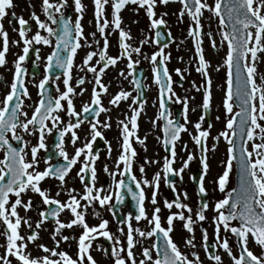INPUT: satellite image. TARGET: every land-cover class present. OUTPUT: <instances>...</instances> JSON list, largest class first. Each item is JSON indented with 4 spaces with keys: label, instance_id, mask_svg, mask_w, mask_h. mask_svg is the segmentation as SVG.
<instances>
[{
    "label": "snow or ice",
    "instance_id": "obj_1",
    "mask_svg": "<svg viewBox=\"0 0 264 264\" xmlns=\"http://www.w3.org/2000/svg\"><path fill=\"white\" fill-rule=\"evenodd\" d=\"M171 0H92L94 5L93 15L96 19V32L104 38L103 47L98 51H88L82 60L81 70L91 72L94 78V84L91 91L90 102L84 103L82 107V113H87L90 110L93 112V117L98 116L101 112H106L107 109L102 106V101L99 92H107V86L102 83V74L110 65H116L117 61L121 58H127V68L129 70L128 75L132 74L135 64H139V60L133 61L131 53L134 52L137 55L141 52L139 47L132 48L130 44L126 43V40H130L131 36L129 32L121 28V17L119 13L127 5H135L134 11L143 9L149 20V27L156 29L158 26L165 25L163 18H154L155 7L159 3L160 5H167ZM110 3L111 7V23L105 18L106 9L105 6ZM181 8L179 10L180 17H183L185 13L193 21L189 25L188 35L192 38L195 46V57L198 61L196 71L201 73L207 81V87L203 91L202 104L200 107L203 112L193 126L196 130V134L192 136L194 142L198 146L201 158L200 165L202 168V174L199 178L200 182L197 186L198 194L206 195V189L204 187V179L209 170L207 162V145L206 139L209 137L210 132L207 129H202L201 122L204 120V113L210 108L211 102V80L208 75V62L203 55V49L201 47V24L200 18L203 14V10L207 9L216 17H219V26L221 29L222 41L227 42V53L223 60L224 65L227 66L226 73V90L224 92L223 108L226 113V120L224 130L219 132L218 136L222 137L229 145L227 149V162L224 166L222 174H219L215 180L221 192H224L225 185L229 181L230 171L232 169V162L234 159L238 160V166L240 169V191L235 197L232 193H228L223 199L215 202L213 212L215 215L212 217V223L214 226L215 242L213 247H219L224 249L225 253L232 258L231 264H264V254L257 256L248 247L250 239L254 241L262 250H264V73L258 72L257 65L264 62L261 56L258 54H264V0H215V4L210 6L206 0H179ZM31 6V5H30ZM68 6V0H41V9L48 21L52 23H59L60 32L57 35L56 44L57 47L53 49L52 53L46 57L47 63L44 66L43 78L39 80L36 87L40 90L39 101L34 105V109L31 113V117H27L23 108L22 97L29 95L28 90L24 82L25 69L22 67V62L25 61L33 44L47 45L50 43L48 37L55 34V30L49 27L48 23L42 21L39 16L33 12L31 14V20H33L37 26V31L29 38L26 33L31 30V27L27 20L22 16L16 17V14L12 13V19H9V23L13 22V19L19 25V29H13L18 31L19 41H22L23 48L22 54L17 55L14 61V72L10 84L9 90L0 99V148H3V159H0V225L5 229L3 235L6 239L4 245L3 254L0 255V264H12L10 257H14L17 264H96V261L89 253L92 240L95 236H102L108 240H111L115 245L112 248V257L114 264H202L199 257L195 252L192 253L195 260L189 259L187 255L182 253L176 243L170 238L169 233L173 230L174 221L179 220L182 222V227L187 233H193V225L196 221H204L206 219L204 211L209 207L206 200L202 201L199 209L195 212V220L192 218V209L185 203H182L179 196L171 202L164 201V207L171 210L173 207L178 209L177 212H169L166 217L167 228L161 224V216L159 215L161 209L157 204L156 196L157 189L159 187V181L161 179V172H156L152 180L149 181L143 178L144 167H140L141 178L138 180L135 175L132 174L131 164L132 158L136 155L135 150L130 143V137H135L138 143L143 144L144 140L136 136V129L138 127L137 118L143 110V101H138L137 98L132 97V105L139 103L140 107H132L129 105L131 115L125 114V119L119 122L121 128L122 143L120 144L121 151L118 155L115 165L117 170L109 172L108 166H104V171L113 178L119 174L120 177H125L135 184V191L124 182L123 179H113V184L110 188H114V192H107L103 188L95 186L96 183V169L94 162L98 158L91 153L92 142L97 137L102 138V133L98 130L97 124H101L102 127L108 128L110 124L107 121H96L90 123V132L86 133L85 143L82 147L74 148V154L69 156L64 148V137L66 133H70L69 140L75 145L79 139L77 132L74 129L80 127L81 121L78 118L75 122H69L64 127H59L61 124L60 116L56 113L60 111H66L69 117H80L81 113H78L73 104L72 96L76 95L74 88L70 86L71 69L73 68V58L77 52V49L81 48V40H84L88 47L91 45L88 43L87 38L84 36L83 26L81 20L84 12V5L82 0H72V7L76 13L75 20L66 17L64 14V8ZM14 7L13 0H0V20H2L7 14L8 9ZM58 14V15H57ZM162 15H166L162 14ZM225 15L227 16L228 23L231 25V31H224L225 28ZM112 27L114 31H118V45L120 49V55L113 57L106 54L108 48V35L106 33L107 27ZM41 30L48 33V36L41 34ZM96 32L90 33L95 38ZM161 33L156 31V36L160 37ZM0 38H2V47H0V66L6 64V52L8 51L9 40L7 32L3 29V25L0 24ZM208 38L211 41V46L216 47L215 41L212 40L211 32L208 33ZM147 41H141L146 43ZM11 43L16 44L18 41L13 40ZM166 45L160 47L157 51L153 52L150 58L152 66V77L156 85L159 86V112L157 119H161L164 123L161 125V130L164 134L163 144L168 146L170 156H166L162 165L163 179L166 186L172 188V191H176L174 181L169 177L170 175L180 176L185 168L189 166V162L193 159L191 153L188 154L187 159L182 161V166L179 169L172 167L175 156V144L180 138L182 132H187L186 125L188 123L187 111H188V99L185 97L181 100L176 97V93L173 91L171 85L173 83L172 77L166 67V60L170 59L165 55L163 48ZM36 52V60H39V48L32 49ZM66 53V55H64ZM99 56V59L95 60V63H91L94 57ZM159 57V59H158ZM53 61L55 66L62 70L64 91L56 89L57 95L52 97L49 93L48 98L45 99V93L48 92L47 85L49 83H55L54 80H50L49 71L52 67ZM35 61L33 64L35 65ZM100 66L97 68V66ZM186 70V69H185ZM180 78H183L181 69H175ZM122 76L125 75L121 70ZM259 75L260 84L256 83V77ZM85 80L80 77L77 80V84L83 85ZM132 83L137 89L140 87V81L133 78ZM84 88H80V92L83 93ZM130 93L121 89L109 100V104L118 105L123 100H128ZM176 97L175 103H182L184 110L181 113L184 123H179L170 118L171 114L167 112L166 100ZM239 101V112H233V99ZM62 102H66L65 104ZM95 106V107H93ZM227 114H231L228 116ZM24 116V120H20L19 117ZM219 119V117H217ZM237 120L239 121L237 123ZM46 121H51V127L48 126ZM130 124V127H129ZM153 127L156 126V119L151 120ZM31 126V127H30ZM211 128V124L208 125ZM17 129H20L22 133L27 135H37V143L31 146V160H26L25 144L23 135L18 134ZM53 129H56V148L60 157H63L65 163L62 165H56L55 167L48 164L47 159L45 164L47 165L43 171H37L36 165L39 163L37 156L38 151L46 148L45 134L52 133ZM11 134V140L18 141L20 144L17 147H13L10 143L8 134ZM90 135V139L88 136ZM146 139V137H145ZM213 139H217L213 137ZM259 139L261 142L256 143ZM251 142L249 149L248 145ZM107 144V141H105ZM215 149V144H213ZM87 150V151H86ZM111 152V146L108 148ZM239 153L237 157L236 153ZM83 154V160L80 162L81 166L77 172V177L83 184V195L77 199L75 195L71 193L74 189H68V200L61 202L58 199L52 198L48 194V190L40 187V182L46 177L55 178L59 181L60 186L66 184V176L78 163V158ZM48 159H51L50 157ZM146 164L156 163L154 160H148L145 158ZM121 165L123 168L121 170ZM6 178V182H5ZM144 186L152 187L151 204L154 205L151 216L149 217L144 203L146 195ZM126 188L131 195L132 200L136 202V214L134 219L138 222L141 219L147 220L150 226L148 230L143 231L139 228H133L129 222L132 219L131 215L125 216L118 221L119 224L127 225L126 234V254L125 248L120 247L119 237H113L106 229L107 221H101L98 225L90 227L85 222L84 212L78 211L81 206V200L87 201V204L98 202L101 207L108 205V211L112 212L113 207L109 204V201L115 196L116 203L119 204L123 197L120 190ZM37 194L41 198V202L45 206L55 205V207H47L45 210L38 211V219L35 221V229H41L46 220L54 222V228L51 232L53 240L56 241L57 247L49 248L44 244H37V248L40 249L46 255L32 257L27 252V245L29 243H35L39 239V232L33 229V225L30 222V218H24L19 215L18 208H22L25 213L32 209V199L29 196L27 200L23 198L28 192ZM235 191V189L233 190ZM102 192L106 194L101 195ZM59 195V192L57 193ZM12 197H15L13 200ZM184 198L187 199V194H184ZM225 206H228L227 208ZM83 207H87L84 205ZM67 209L72 218L67 222L59 219V214ZM187 211L188 215H185ZM95 214V213H94ZM239 221L238 226H233L232 221ZM27 225L31 233L28 235H21L19 229L21 224ZM73 226L81 227L83 230L80 233L78 239L76 237H69L63 234V229H72ZM221 229L225 233H231L239 240L240 253L238 256L233 255L232 248L230 247L228 239H222L220 236ZM123 232V229H119ZM202 240L207 241V231L202 229ZM134 234H138L140 237H152L157 234H162L165 243L163 245L153 244V248H158L157 256L155 259L150 254L148 248L143 249V258L136 261L134 257ZM59 236V239L56 237ZM69 239L76 240V258L73 259L65 251H58V247L61 241L67 242ZM193 237L185 239V243L191 247H195L193 243ZM205 252L209 249L205 246ZM57 257L58 259H53ZM210 260L216 261V264H222L221 256L210 255Z\"/></svg>",
    "mask_w": 264,
    "mask_h": 264
},
{
    "label": "flooded vegetation",
    "instance_id": "obj_2",
    "mask_svg": "<svg viewBox=\"0 0 264 264\" xmlns=\"http://www.w3.org/2000/svg\"><path fill=\"white\" fill-rule=\"evenodd\" d=\"M15 3L16 2L13 1V4H15ZM127 5H130V4H127ZM87 6H84L83 15L85 13L91 14V11L93 14L94 8H92V9L90 8L91 9V11H90L89 7H87ZM20 8H21V6H20ZM63 11H64V14L66 17L71 18V20H73V21L75 20L76 13L74 12V10L71 7L70 8L66 7V8H64ZM43 17L45 18V22L47 21V23H49V25H51V27H53L54 30L56 31V28L59 25V23H52L51 21H48L47 17L44 14H43ZM9 19H12V17H9L8 15H6L2 20H0V24L4 25L3 28H5V27L9 28L8 25H12V23L8 22ZM93 19L96 20L94 15H93ZM13 21H14V19H13ZM82 23L83 22H81V24ZM15 25H17V27L19 26L17 23H15ZM218 25H219V22H218ZM8 31L9 30L7 29V32ZM224 31H225V28H224ZM84 36L87 38V41L91 45V47H88V45L85 44L84 40L80 41L82 47L77 49V52L73 58V65L74 66L71 69V73H70L71 79L69 82L70 86H72L74 88L75 92L77 93L76 95L72 96L74 108L78 113H81V115H80V117H71L72 119L70 120V122H75L78 118L80 119V121H81L80 127L77 129H74V131H76L79 134V136L83 135V134H80V131H83L84 130L83 128L86 125L90 126V123H94L96 121H100V122L107 121L110 124V127H108V128H104V127H102L101 124H97L98 130H100V132L102 133V138L97 137V139L92 142L91 153L93 155H96L97 157L100 156L94 162L96 174L99 171L97 169V164L99 165V163H101L103 166V169H104L105 165H107L109 167L110 159H112V171H116L117 168L115 165V161H116V159H117V157L121 151L120 144L122 143V137L120 135V133H121L120 126L118 125V126L114 127L113 122L116 121V123H118L119 121H121V119H125V114H127L128 116L131 115L132 109L129 107V105H132V99H131L132 97L137 98L138 101H143V110L141 112L145 111V112L149 113V115H150V112H152V114L154 113V115H156V125L158 128V131H157L158 138H154V136L152 134H151V140H149L147 138L145 139V137H140L141 139L144 140V143L141 144V143H138L136 141L135 137H130V143L132 145V148L136 152V155L132 158L131 171H132V174L135 175L137 177V179L139 180L141 178V175H142L140 172V167L142 166V162L140 161V164H139L140 159L137 158V157H139L140 147H145V146L151 147V145L153 146L154 142L157 141V142H159L160 146H162L163 156L164 157L170 156V152H169V154L166 153L165 146L163 144L164 135H163V132L161 130V125L163 124L164 121L161 119H157V114L159 112V86L155 84L153 78H150L149 76H147V74H146L147 72H146L145 67H143L144 73H143L142 78L135 77V73H134L135 70L134 69H136V68H134L132 71V74L130 76L116 78L113 81H111V83L109 85H106L107 86V92H99V88H97V91H98L100 98H101V101H102V106L107 109L106 112H101L98 116H95V117H93V112L91 110L87 113H82V107H83L84 103L90 102L91 91H92V87L94 84L93 74L91 72H87L86 70H81V68L83 67L82 66V60L88 51L96 52V51H98L99 48H102L103 47V41H104V38L98 34L96 35L95 38H93L89 33L84 32ZM7 37L9 40V46H8V51L6 52V64L4 66H0V99H2L3 96L9 90L8 85L11 82L12 75L14 72V61H15L17 55L22 54V48H23V45H18V46L17 45H11L13 43H11L12 40H11L9 34H7ZM48 38L50 40V43L47 45L33 44L32 48L30 49L28 56L25 59V61L22 62V67L25 69L24 82H25V86H26L28 93H29V95L27 97H22V99L24 101L22 110L25 113H27L28 118L31 117V113L34 109V105L39 101V98H40L39 97L40 90L36 87V85L38 84L39 80L43 78L44 66L47 63L46 57L49 56L52 53L53 49H55L57 47V44H56L57 36L54 34ZM107 39H108L109 44H108V48L106 49V54L108 56H113V57L120 55L119 45L115 46V44H113L111 42V38L107 37ZM190 41L193 43L192 38L190 39ZM217 41L219 44L218 48L221 51V56L219 55V57L217 58V57H215V52H211L209 54L214 56V58L211 60L206 58V61L208 62V65H209L207 71H208L209 78L211 80L210 107L214 103H216V101L214 100V94H216V93H219V96L221 97L220 106H223L224 92L226 90V83L225 82L227 79L226 73H227L228 69H227V66L224 65L223 60H224L226 53H227V45H226V41H222L221 32H220L219 37L217 38ZM206 44L207 43H204V49L208 48V50H211V49L213 51L215 50V48H213L211 46V43H210V45L209 44L206 45ZM202 46H203V42L201 41V47ZM220 46H221V48H220ZM0 47H2V38H0ZM35 48H39V50H40L39 51V57H40L39 60H36L37 54L35 51L32 50ZM204 49H203V51H204ZM64 55H66V53H64ZM258 55H260L262 61H264V54H258ZM96 59H99L98 55L96 57H94V60L91 63L94 64ZM33 61L36 62L35 65L33 64ZM118 61L121 64H124L125 58H121ZM197 64H198L197 60L195 62H192V66L190 67V69H192L194 74H196L197 76L195 77V79L191 80V84L189 83V88L187 89V91L192 93L193 98L195 96H197V98H198L200 93L203 96V91L208 86L207 81L202 76V74L196 71ZM134 66L137 67L139 65L135 64ZM215 66H217V68L220 69V73L218 72V70H217V73L215 72V70H216ZM98 67H100V66L98 65L97 68ZM112 67L113 66L110 65L107 69H111ZM139 67H142V66H139ZM139 67H137V68H139ZM257 68H258V72L264 73V62L258 64ZM111 75H113V74H111ZM49 76H50V80H54L55 83H49L47 85L48 92L44 94L45 99L48 98L49 93L52 97H55L57 95V92H56L57 88H59L61 92L65 90L64 84H63L62 70L55 66L54 61H53L52 67L50 68ZM80 77H83L85 80V83L83 85L77 84V80ZM133 78L138 79L141 82L139 89H137L135 87V85L132 83ZM172 81H173V83H172L171 87L175 84L178 88V91H180V92L183 91V85L185 84V79H183V78L181 79V78L177 77V78H175V80L172 79ZM256 83L260 84L259 75L256 77ZM81 87L85 89V91L83 93L80 92ZM121 89L128 91L130 93L129 99L121 101L118 105L109 104V100L112 98V96H114ZM180 99L183 100L182 97ZM152 100H153V102H152ZM174 101L175 100L173 98L169 99L168 102L170 103V105L167 108V112L171 114L170 118H173L174 121L176 120V112H177L179 114L178 119H177L178 122L184 123L182 120L183 117L181 115V113L184 110V105L182 103H175ZM201 102H202V99H201ZM62 103H64L65 107H66V102H62ZM232 103H233V112L234 113L239 112L240 111V107L238 106L239 101H237L234 97ZM121 105H124V107L119 108ZM93 107H95V106H93ZM132 107H140V105L138 103L137 105H132ZM149 109H151V111ZM209 109L207 110L206 113H204V120L202 121V122L206 123L207 125L210 124L209 123V120H210ZM188 110H190L189 105H188ZM198 110H199V112H198L199 113L198 120H199L200 116L203 112V109L201 107H199ZM56 114H58L60 116L61 125H64V123L66 122V120H68V117H69L66 114V111H60ZM111 114L115 117V119H112L113 116H110ZM227 115L230 116L231 114H227ZM225 116H226V113H225ZM138 118H139V116H138ZM226 118H225V120H226ZM19 119L24 120L25 117L20 116ZM237 122H239V121L237 120ZM46 123L48 124L49 127H51V124H52L51 121H46ZM159 123H160V125H159ZM261 123L264 124V121H261ZM129 127H130V124H129ZM79 129H81V130H79ZM139 129L140 128L137 127L136 136H138ZM17 132H18V134L23 135L24 140L27 142L25 144V152H26L25 159L31 160L30 149H31L32 145L37 143V135L38 134L27 135V134L22 133L20 129H17ZM55 133H56V130L54 131V129H53L52 133H46L45 134V141L44 142L46 144V148L38 151L37 159H38L39 163L36 165L37 171H43L44 170V168L47 166L45 164L46 159H47L48 164H51L54 167L56 165H62L65 163L63 157H60L58 154V151L56 148L57 139H56ZM8 136L10 139V143L12 144L13 147H17L20 144V142H18V141L11 140V134L10 133L8 134ZM69 137H70V133H66L65 137L63 139H64L65 151L69 154V156H71L72 154H74V148L75 147H72L73 149L71 150V149L67 148V145H65L66 139L69 140ZM105 141H107V144L105 143ZM219 141H223V139L221 137H219L217 139H213V138L208 137L206 139V145H207V149H208L206 155H207V162L209 165V169H211L213 167V165L210 167V163L213 160V158H218V154L213 155L215 152V149H213L212 146H213V144H215V146L220 145L218 143ZM69 142H70V140H69ZM223 142H225V141H223ZM255 142L260 143L261 141L259 139H257ZM109 145L111 146L110 156L106 155V153H109V151H108ZM192 145L195 146L194 144H192ZM82 146H80V147H82ZM226 146H227V148L225 151V158L227 159V149L229 147L228 143ZM248 147L250 149L251 142H249ZM193 149H194V147H193ZM193 149L191 151L195 152L197 155L196 163L194 164V167L192 168V173H195V171L198 169H200L202 171V168L200 165L201 153H200L198 146L195 147L194 150ZM4 151L5 150L3 148H0V159H3ZM236 155L238 157L239 153L237 152ZM49 157L51 159H48ZM109 157H110V159H109ZM82 160H83V154L81 155V157L78 158V163L73 166V168L70 170V172L66 176V184L64 186H60L59 181L56 180L55 178L46 177L43 181L40 182V187L42 189L48 190V194L52 198L58 199L61 202H65L68 200V196H69L68 189H74L75 191H73L71 194L75 195L77 197V199H79L83 195V184L81 183V181L79 180V178L77 177L76 174L79 171V168L81 166L80 162ZM99 160H100V162L98 163ZM216 165H218V168L220 169L221 166L218 164V161H216ZM120 167L122 170L123 165H121ZM172 167L175 169H179L178 167H176L175 164H173ZM157 168L158 169L154 173H150V172H147L148 170H144L145 174H143V178L151 181L153 175L156 172H161V179L159 181V187L157 189V196H156L157 204L155 206H158L161 209L159 215L161 216V224L163 227L167 228V226H168L167 221H166V217L169 214V212L170 211L171 212L179 211L175 207H173L171 210L165 208L164 207V201L165 200H168L169 202H171V201L175 200L177 198V196H179L181 202L187 204L192 209L193 220H195V212L199 209L202 201L206 200L208 205H209V207L204 211V215H205L206 219L204 221H196V223L193 225V229H194L193 233H187L186 230L183 229L181 221H179V220L174 221V227H173V230L169 233V236L173 240V242L176 243L179 250L182 253H184L185 255H187L189 257V259H192V260L196 259V257H194L192 255V253L195 252L197 254V256L199 257V260L202 262V264H216V261L209 259V256L213 255V254L221 256L222 264H231L232 258L229 257L225 253L224 249L219 248V247H213V244L215 242V236L213 234L214 233V226L212 223V217L215 215V213L213 212V207H214L215 202L220 200V199H223L224 196L226 194H228V192L232 188L236 187V184L237 185L240 184L241 173H240V169L238 166V160L234 159L232 162V169L230 171L229 181L226 184V185H228V187L226 186V189L224 190V192H221L219 190L221 193H224V196H221V197L218 196V194L214 191V189H211L210 187L205 185L206 177H205L204 182H203L204 187L206 189V195L198 194L197 188L193 186L192 177H189V176L182 177L185 174L189 175L188 173H191L190 170H188V169H190V167H188L187 169L185 168L180 176L170 175L171 180L174 181V184H175L176 191L174 192V191H172L171 187L165 185L164 179H163L162 168H159V167H157ZM222 168H224V167H222ZM144 169H146V168H144ZM113 179H115V180L123 179L124 182L126 184H128V186L131 187L133 189V191H135V184H133L130 180L127 179V175H125V177H120L119 174H117L116 177L113 178L112 176H110L106 172L103 173V179L99 180V182H96L95 186L98 188H103L107 192H114V188L109 187L110 185L113 184ZM142 187L144 188L145 195H146L144 207H145V210H146L148 216L150 217L152 210L154 208V205H152L150 202L153 189L150 186L142 185ZM192 189H193V192H192ZM58 192H59V195H57ZM185 193L187 194V199L184 198ZM104 194H106V192L101 193V195H104ZM121 195L123 197V200L119 204L116 203L114 195H113V198L109 201V204L114 206L112 212L108 211V205L101 207L98 202H93L92 204H87V201H84V200H81V206L82 207L78 208V211L84 212L85 219H87V218L90 219V217H93V216L99 217V219H97V220H99L98 224L102 220L107 221L108 223L106 225V229L109 233H111L113 235V237H119L120 247L125 248V253H121L122 255H124V254H126L127 225L126 224H124V225L119 224L118 221L125 216L131 215L132 219L129 222L131 223V225L134 229L139 228L143 231H146L149 229L150 226L148 225L147 220L141 219L140 221L137 222L134 219V216L136 214V202L132 200V197L128 193L126 188L124 190H121ZM29 196L32 199V204H33L32 209L29 210L27 213H25L22 208H18V212H19V215L21 217L30 218V222L33 225V229H35V221L39 218L38 217V211L45 210L47 207H55V205H51V206L43 205L41 202V198L37 194L31 193L30 191L27 193L26 196L23 197L25 199V201L27 200V198ZM12 199L14 200L15 197H12ZM84 205H87V207H83ZM185 215L186 216L188 215L187 211H185ZM71 218H72L71 213L67 209H65L64 211H62L59 214V219L61 221H64V222H67ZM231 224L233 226H238L239 221L234 220L231 222ZM23 227L26 228L24 230L25 235H28L31 233V230L28 229L27 225L23 224ZM53 228H54V222L51 220V218H49V220H46L44 222L41 229H35V230L39 232V237L41 238V241L47 242V240H45L43 236L49 237V235H51V232L53 231ZM78 228L79 227L73 226L72 229L65 228L62 231H63V234H71L72 237H76L75 233L77 232L76 230H78ZM20 229L23 230L22 227ZM20 229H19V232H20ZM119 229H123V232H121ZM202 229L207 231L208 240L206 242L202 240V231H201ZM4 231H5V229H4ZM81 232L82 231H80V233ZM220 236L222 239H228L229 240V244H230V247L232 248L233 255L238 256L240 253V248L238 246L239 245L238 238L233 236L231 233H225L223 229H221ZM189 237L194 238L193 239V243L195 244L194 248L191 247L190 245H187L184 242L185 239L189 238ZM70 240H74V239H69V241ZM93 240L95 241L94 243H95L96 247H92V249H89V253L94 258V260L97 259V264H114V259L112 257V248L115 245L113 244V242L111 240H108V239H106L102 236H98V235L95 236V238ZM134 240H135V244H134L133 252H134V257H135L136 261H139L140 259L143 258L142 253H143V249H145V248H148L150 250L151 256L153 257V259H155L157 256L158 248H153L152 247L153 244L163 245L165 243L162 234H157V235H154L152 237H140L138 234H134ZM44 245H46V243ZM74 246H76L75 243H74ZM205 246L209 249V251L207 253L204 250ZM248 247L257 256L264 254V250H262L251 239L249 241ZM51 248H53V247L51 246ZM36 250L37 249H33L32 253H30V255L32 257L46 255L41 250H39V252H37ZM53 259H58V258L53 257ZM128 264H131V262H128Z\"/></svg>",
    "mask_w": 264,
    "mask_h": 264
},
{
    "label": "rangeland",
    "instance_id": "obj_3",
    "mask_svg": "<svg viewBox=\"0 0 264 264\" xmlns=\"http://www.w3.org/2000/svg\"><path fill=\"white\" fill-rule=\"evenodd\" d=\"M175 4V9H172L171 7H168L166 10H163L161 8H159L160 4L158 3L157 6L155 7V17L154 18H163L165 20V25H164V29H166V32L169 33L170 38L173 39V42L171 44H169L167 47L163 48V51L165 53V55L169 56L170 59L166 60V67L172 77V79L175 80V78L179 77L175 71V69L179 68L182 71L183 74V79H185V84L183 85V91H178L177 86L174 84L172 86L173 91L176 93V97H179L182 99H184L185 97H187L188 99V105L190 106V110L187 111V117H188V123L186 125V128L188 129L187 132H182L180 134V138L179 140L176 142L175 144V150H176V156L174 160V163L176 165V167L181 168L182 166V161L184 159H187V156L189 153L192 154L193 159L189 162V166L190 172L188 173L189 175H184L182 177H191L192 176V168L194 167V164L196 163L197 160V155L195 152H192L191 150L195 149V147H197L196 143L194 142L193 138L191 135H189V133H192V135L196 134V130L194 128V124L199 121L198 120V116H199V110L198 108L200 107V105L202 104L201 99H202V95L201 93L199 94L198 98L197 96H195L194 98L192 97V93H190L189 91H187V89L189 88V83L191 84V80L195 79V77L197 76L196 74H194L193 70L190 69V67L192 66V62H195L197 59L195 57V46L194 44L190 41V36L188 35V29H189V25L193 23V21L188 17V15L185 13V15L183 17H180L179 15V10L182 7L181 4L179 3V0H172ZM207 4H209L210 6H213L215 4V0H206ZM27 5L25 7H21L18 4V0L16 1V3L14 4V7H12L11 9L8 10V16L12 17V13L14 12L16 14V17H23L25 20L28 21L31 30L29 32L26 33L27 37H31L36 31H37V26L35 24V22L33 20H31V14L33 12H35L39 18L45 22V18L43 17V11L41 9V0H27L26 1ZM88 3V4H87ZM82 4L84 6L89 7V9L94 8V5L92 3V0H82ZM110 4V3H109ZM106 5L105 9H106V13H105V18L109 20V22L111 23L112 20V16H111V7L110 5ZM31 5V6H30ZM72 8V0H68V6L67 8ZM66 8V7H65ZM136 6L135 5H126L124 7V10L121 11V13L119 14L121 17V28H123L125 31L129 32L131 39L130 40H126V43L130 44L132 48H136L139 47L141 49V52L137 55L136 53L132 52L131 53V58L133 61L135 60H139V66L145 67L146 69V74L147 76H149L150 78L152 77V64L150 62V59H146V57L150 58L151 54L155 51H157L159 49L158 46L155 45V40H154V30H152L149 27V20L147 18V15L145 13V11L143 9H139L138 11H134L133 9H135ZM90 9V11H91ZM166 15H162L165 14ZM7 22V21H6ZM9 22V21H8ZM82 26H83V31L86 33H93L96 32V20L93 19V14L91 11V14H87L85 13L82 17ZM123 22V24H122ZM16 21L14 20L12 22V25H8L9 28H3L6 32L7 29L9 30L7 32V34H9L11 40H16L18 41V43L16 44H11V45H23L22 41H19V36H18V31H13L14 28H16L17 30L19 29V26L17 27V25H15ZM47 23V21H46ZM200 24H201V36H200V41L203 42V46L202 48L204 49V43H207L206 45H210L211 41L208 38V33L211 32L212 34V40L215 41L216 47L215 50L213 51L208 50V48L204 49L203 51V55L204 58L206 60L207 58V53H211V52H215V57H219V55L221 56V51L218 48L219 44L217 41V38L220 35L221 29L218 25V18L213 15L210 11H208L207 9L203 10V14L200 18ZM3 25V24H2ZM49 25V23H48ZM4 26V25H3ZM49 27H51V25H49ZM53 28V27H51ZM54 29V28H53ZM106 33H111L110 35H108L109 38H111V42L113 44H115V46L118 45V31H114L112 27H107L106 28ZM41 34L44 36H48L47 32H44L43 30H41ZM100 35L98 32H96V35ZM147 41L146 43H141V41ZM221 48V46H220ZM218 60V59H217ZM181 63V64H180ZM127 58H125V62L124 64H121L119 61H117L116 65L113 66L111 69H106L105 72L102 74V83L106 86L109 85L111 83V80L109 79L111 74H118L117 78H121V77H127L130 76L128 75L129 70L127 68ZM186 69V70H185ZM215 72L220 73V69L217 68V66H215ZM121 70L124 71L125 75H121ZM194 96V95H193ZM176 97H172L174 100L176 99ZM214 100L216 101V103H214L210 109V120L209 123L211 124V128H208V125L204 122H201V127L202 129H207L210 132L209 137L213 138H219L218 134L219 132L224 130V125H225V111L223 109V106H220L221 103V97L219 96V93L214 94ZM153 102V100H152ZM151 111V109H149ZM148 110V111H149ZM150 120L156 119V115H154V113L152 114V112H150ZM110 116H113L112 114ZM217 117H219V119H217ZM146 118V117H145ZM72 118L68 117V120H66V122L64 123V125H58L59 127H64L65 125H67L70 120ZM112 119H115V117L113 116ZM124 120V119H121ZM183 120V119H182ZM120 122V121H119ZM119 122L116 123V121L113 122L114 127L119 125ZM184 122V120H183ZM160 125V123H159ZM150 128L153 129L152 130V135L154 136V138H158V128L157 125L155 127H153V125L150 122ZM83 131H80V134H83L82 136L77 133L79 139L76 141L75 145H73L72 143L69 142V140L66 139V144L68 149H73L72 147H80L84 144L85 142V137H86V133L90 132V126H85L83 128ZM56 129H54L55 131ZM81 130V129H79ZM137 130V129H136ZM222 138V137H221ZM88 139H90V135L88 136ZM148 139V138H147ZM223 139V138H222ZM223 141H225L223 139ZM219 141L218 143L220 145L215 147V152L213 155L218 154V158H213V160L210 163V167L213 165V167L211 169L208 170L207 175H206V181H205V185H207L208 187H210L211 189H214V191L218 194L219 197L224 196V193H221L219 191V188L217 187L215 180L218 177L219 174H222L226 164V158H225V151L227 148V143L226 141ZM192 144H194L195 146H193ZM152 149H149L150 154L149 155H145V152L147 151L146 149L149 147H140L139 149V164L140 161L142 162V166L146 169L144 170H148L147 172L150 173H154L159 167L162 168L163 165V161H164V156L162 153V146H160L159 142H154V145L152 146ZM193 149V150H194ZM118 153V152H117ZM110 153H106V155L110 156ZM100 157V156H98ZM147 157L148 160H154L156 161V163H151V164H146L145 163V158ZM110 159V157H109ZM216 161H218V164L221 166L220 169L218 168V165H216ZM100 162V160L98 161V163ZM187 167V168H188ZM186 168V169H187ZM97 169L99 170L96 174L97 179L96 182H99V180L103 179V173L105 172L103 169V166L101 163H99V165L97 164ZM109 172L112 171V159H110L109 161ZM145 174V172L143 173ZM230 177V175H229ZM226 186L228 187V185H225V189ZM217 187V188H216ZM193 192V189H192ZM99 219V217L97 216H93L85 219V222L90 226H96L98 224L97 220ZM21 227L23 230L20 229V234L21 235H25L24 234V230L26 228L23 227V223L21 224ZM20 227V228H21ZM83 229L81 227L78 228V230H76L77 232L75 233L76 238L78 239L79 235H80V231H82ZM4 232V227L2 225H0V233ZM66 236L72 237L71 234H64ZM26 236V235H25ZM46 241H41L40 237L39 239H37V241L35 243H29L27 245L28 249L27 252L29 251V254L32 253L33 249H37L36 245L39 243L49 245L50 242H55L54 245H52L53 248L57 247L56 246V241L53 240L52 236L49 235V237L43 236ZM59 236L56 237V239ZM95 241L92 240L91 246L89 249H92V247H96ZM6 243V239L3 235H0V255L3 254L4 251V245ZM74 243L76 245V240H70V241H61L60 245L58 247V251H65L69 256H72V258H76V251L77 248L76 246H74ZM45 245V246H46ZM10 259L12 260V264H17V261L15 260L14 257H10ZM96 264H97V259L95 260Z\"/></svg>",
    "mask_w": 264,
    "mask_h": 264
},
{
    "label": "bare ground",
    "instance_id": "obj_4",
    "mask_svg": "<svg viewBox=\"0 0 264 264\" xmlns=\"http://www.w3.org/2000/svg\"><path fill=\"white\" fill-rule=\"evenodd\" d=\"M13 1H17V0H13ZM26 1L27 0H18V4L21 6V7H25L26 5H27V3H26ZM168 7H171L172 9H175L176 7H175V4H174V2L171 0V2L170 3H168L167 5H160L159 6V8H161V9H163V10H166ZM122 10H124V8L122 9ZM121 10V11H122ZM121 13V12H120ZM122 24H123V22H122ZM207 58L208 59H213L214 58V56H212V55H210L209 53H207ZM181 64V63H180ZM118 77V74H113V75H111L110 76V80L111 81H113L114 79H116ZM124 107V105H121L119 108H123ZM118 108V109H119ZM145 116H146V118H145ZM150 116L151 115H149V113H147V112H141L140 114H139V118L137 119V124H138V127L140 128L139 129V131H138V137H146V138H148L149 140H151V133H152V130L153 129H151L150 127V122H151V120H150ZM141 126V127H140ZM100 131V130H99ZM149 149H152V147H149V148H147L146 150V152H145V155L147 156V155H149L150 154V151H149ZM41 239V238H40ZM69 241V240H68ZM38 244H41V243H39L38 242ZM55 244V242H50L49 243V245H47V247H49V248H51V246L52 245H54ZM37 247V246H36ZM27 249H28V247H27ZM39 250L40 249H38L37 248V252H39ZM28 254H29V251H28Z\"/></svg>",
    "mask_w": 264,
    "mask_h": 264
},
{
    "label": "water",
    "instance_id": "obj_5",
    "mask_svg": "<svg viewBox=\"0 0 264 264\" xmlns=\"http://www.w3.org/2000/svg\"><path fill=\"white\" fill-rule=\"evenodd\" d=\"M225 19V27H226V31H231V25L228 23V19H227V16L225 15L224 17ZM156 31H159L161 33L160 37H157L155 35V40H156V44H158L160 47L164 46V45H168L172 40L169 38V35L166 34L165 30L163 29L162 26H158L156 28ZM60 32V25L57 26V31H56V34L58 35ZM159 59V57H158ZM134 73H135V77H138V78H142L143 76V69H139V68H136L134 69ZM166 103V109L169 107V103H168V100L165 101ZM177 114V119H178V116L179 114L176 112ZM238 123V122H237ZM167 149H168V146H167ZM200 173L199 172H195V174L193 175V182H194V185H196V187L198 186L200 180ZM170 178V177H169ZM171 179V178H170ZM5 182H6V178H5ZM122 189H125V188H122ZM121 189V190H122ZM235 189V191H233ZM233 190H231L229 193H232V196L235 197L237 195V193H239L240 191V184H236V188H234ZM226 208L228 206H225Z\"/></svg>",
    "mask_w": 264,
    "mask_h": 264
}]
</instances>
